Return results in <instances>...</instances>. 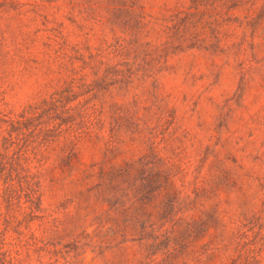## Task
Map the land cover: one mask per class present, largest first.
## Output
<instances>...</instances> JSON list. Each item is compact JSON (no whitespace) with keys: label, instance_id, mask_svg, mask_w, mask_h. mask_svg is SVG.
Segmentation results:
<instances>
[{"label":"rangeland","instance_id":"obj_1","mask_svg":"<svg viewBox=\"0 0 264 264\" xmlns=\"http://www.w3.org/2000/svg\"><path fill=\"white\" fill-rule=\"evenodd\" d=\"M0 60V91L17 108L70 86L105 130L125 114L145 126L112 152L105 130L77 142L74 164L42 185L51 251L27 264H137L139 234L102 242L71 181L145 155L173 166L178 216L193 224L181 261L226 264L232 238H255L264 264V0H0Z\"/></svg>","mask_w":264,"mask_h":264},{"label":"trees","instance_id":"obj_2","mask_svg":"<svg viewBox=\"0 0 264 264\" xmlns=\"http://www.w3.org/2000/svg\"><path fill=\"white\" fill-rule=\"evenodd\" d=\"M81 59L84 69L89 62ZM72 96L68 86L17 108L0 91V264H27L34 254L51 251L57 224L42 214V185L46 179L53 180L57 170L65 174V168L74 164L78 141L105 130L102 110L92 100L72 105ZM144 129L138 117L114 116L105 130L107 151L138 140ZM122 131L126 138L121 137ZM57 145L60 149L47 168ZM148 156L93 163L71 183L76 185L81 209L87 211L85 217L93 209L97 228L104 232L102 242H111L115 234L125 238L133 231L139 234L136 240L142 250L137 264H187L181 256L192 242L193 224L178 216L183 201L175 196L173 166L169 161H148ZM49 231L54 237L48 236ZM237 236L249 237L246 232ZM254 242L255 238L244 242L232 238L233 252L226 264H257Z\"/></svg>","mask_w":264,"mask_h":264}]
</instances>
